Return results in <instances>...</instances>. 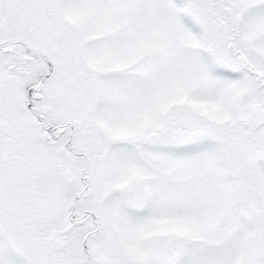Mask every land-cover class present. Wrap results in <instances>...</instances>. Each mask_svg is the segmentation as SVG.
<instances>
[{
  "label": "snow or ice",
  "instance_id": "6c2138e0",
  "mask_svg": "<svg viewBox=\"0 0 264 264\" xmlns=\"http://www.w3.org/2000/svg\"><path fill=\"white\" fill-rule=\"evenodd\" d=\"M0 264H264V0H0Z\"/></svg>",
  "mask_w": 264,
  "mask_h": 264
}]
</instances>
